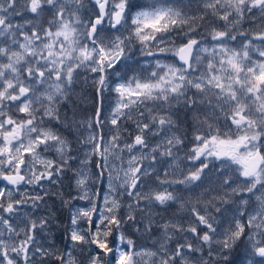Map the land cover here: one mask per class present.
<instances>
[{"label": "snow or ice", "instance_id": "snow-or-ice-1", "mask_svg": "<svg viewBox=\"0 0 264 264\" xmlns=\"http://www.w3.org/2000/svg\"><path fill=\"white\" fill-rule=\"evenodd\" d=\"M0 264H264V0H0Z\"/></svg>", "mask_w": 264, "mask_h": 264}, {"label": "rangeland", "instance_id": "rangeland-1", "mask_svg": "<svg viewBox=\"0 0 264 264\" xmlns=\"http://www.w3.org/2000/svg\"><path fill=\"white\" fill-rule=\"evenodd\" d=\"M121 66L120 65H117V69H119ZM117 69H112L113 72H116Z\"/></svg>", "mask_w": 264, "mask_h": 264}, {"label": "flooded vegetation", "instance_id": "flooded-vegetation-1", "mask_svg": "<svg viewBox=\"0 0 264 264\" xmlns=\"http://www.w3.org/2000/svg\"><path fill=\"white\" fill-rule=\"evenodd\" d=\"M65 218H66V216H65Z\"/></svg>", "mask_w": 264, "mask_h": 264}]
</instances>
